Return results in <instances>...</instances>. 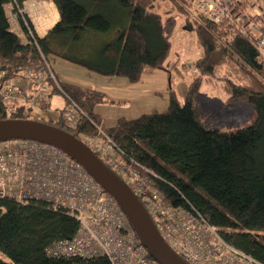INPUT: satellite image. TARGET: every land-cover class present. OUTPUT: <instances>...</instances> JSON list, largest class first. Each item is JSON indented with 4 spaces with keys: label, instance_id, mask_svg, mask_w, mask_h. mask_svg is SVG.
<instances>
[{
    "label": "trees",
    "instance_id": "1",
    "mask_svg": "<svg viewBox=\"0 0 264 264\" xmlns=\"http://www.w3.org/2000/svg\"><path fill=\"white\" fill-rule=\"evenodd\" d=\"M24 1L0 0V66L7 74L41 69L42 56L52 54L101 75L125 77L131 83L146 68L161 69L169 78L182 80L184 94L178 101L170 92L163 112L121 117L105 126L94 112L105 101L104 93L57 79L58 87L48 83L47 96L48 100L52 94L63 96L64 107L58 116H36L26 104L7 114L0 100V121L42 122L84 144L81 134L97 136L101 129L120 152V160L154 174V184L168 205L200 215L225 242L264 264V57L255 45L256 35L240 31L225 19L213 22L201 14L190 18L185 0H49L59 19L43 37H32L29 20L18 13ZM163 1L169 7L158 9ZM8 3L13 4L27 42L10 29L5 12ZM164 13L182 16L194 31L200 54L188 65L168 58L170 41L162 31ZM227 62L240 71L243 81L227 78L226 85L216 75L217 68ZM190 66L197 68V74L185 78L182 68ZM204 80L219 83L227 102L245 101L250 106L243 124L231 130L211 124L209 113L200 108L197 99ZM70 102L80 109L75 127L65 120ZM77 228L73 216L45 202L0 198V264H109L103 257L66 258L46 253L56 242L72 237ZM148 255L154 258L149 251Z\"/></svg>",
    "mask_w": 264,
    "mask_h": 264
},
{
    "label": "built area",
    "instance_id": "2",
    "mask_svg": "<svg viewBox=\"0 0 264 264\" xmlns=\"http://www.w3.org/2000/svg\"><path fill=\"white\" fill-rule=\"evenodd\" d=\"M190 18L201 14L219 22H233L240 31L256 35L255 45L264 57V3L261 0H185ZM262 27V28H261ZM29 34L33 32L28 28ZM43 67L22 69L16 76L0 66V100L7 114L21 104L46 107L48 83L58 87L48 60ZM185 78L197 74L194 66L183 67ZM25 80L28 91L19 82ZM80 109L70 102L65 108L68 126L75 127ZM80 135L85 145L134 195L139 196L164 242L192 264H262L225 242L204 218L183 207L168 205L149 170L120 160L109 137ZM0 198L16 202L42 201L54 210L73 216L76 233L46 249L52 257H103L109 264H161L147 248L118 202L73 159L53 144L32 138L0 140ZM81 264V263H73Z\"/></svg>",
    "mask_w": 264,
    "mask_h": 264
},
{
    "label": "crops",
    "instance_id": "3",
    "mask_svg": "<svg viewBox=\"0 0 264 264\" xmlns=\"http://www.w3.org/2000/svg\"><path fill=\"white\" fill-rule=\"evenodd\" d=\"M45 5L50 8L18 10L19 14L27 17L31 24L32 32L38 37H43L59 19L54 3L48 0ZM9 12L8 14L6 12V15L10 29L21 38L22 42H27V36L20 26L16 12L13 9H10ZM193 41L198 48L195 39ZM196 58L194 57L192 62ZM47 60L60 81L104 93L105 101L96 105L94 112L98 114L105 126L113 125L121 117L132 119L144 113L165 111L168 106L170 92L176 94L178 101L183 99L184 85H182V80L176 76L169 78L167 73L161 69L146 68L142 72L140 79L131 83L125 77L101 75L57 55L50 54L47 56ZM19 85L24 91L27 92L29 90L25 80H21ZM198 103L202 109L199 100ZM63 107V96L52 94L46 107L31 106L30 112L36 116L51 118L58 116L60 109ZM203 111L209 113L208 111Z\"/></svg>",
    "mask_w": 264,
    "mask_h": 264
},
{
    "label": "water",
    "instance_id": "4",
    "mask_svg": "<svg viewBox=\"0 0 264 264\" xmlns=\"http://www.w3.org/2000/svg\"><path fill=\"white\" fill-rule=\"evenodd\" d=\"M13 137L40 140L67 152L118 202L156 260L161 264H186L161 238L146 209L133 192L84 143L68 132L42 122L15 119L0 121V140Z\"/></svg>",
    "mask_w": 264,
    "mask_h": 264
},
{
    "label": "rangeland",
    "instance_id": "5",
    "mask_svg": "<svg viewBox=\"0 0 264 264\" xmlns=\"http://www.w3.org/2000/svg\"><path fill=\"white\" fill-rule=\"evenodd\" d=\"M48 0H26L19 9H49L45 5ZM168 1H163L158 9H167ZM52 8V7H51ZM7 14L13 9V4L5 5ZM162 31L170 41L168 53L169 59L177 58L180 63L188 65L194 57L200 54V48L194 45V31L184 21L182 16L164 13L162 16ZM216 75L226 79H232L235 83H240L245 77L231 63L227 62L220 65L216 70ZM223 87L203 81L198 93V100L203 110L208 111L211 124L222 130H231L240 126L249 117L250 106L245 101L227 102V94L222 90Z\"/></svg>",
    "mask_w": 264,
    "mask_h": 264
},
{
    "label": "clouds",
    "instance_id": "6",
    "mask_svg": "<svg viewBox=\"0 0 264 264\" xmlns=\"http://www.w3.org/2000/svg\"><path fill=\"white\" fill-rule=\"evenodd\" d=\"M34 34V33H33Z\"/></svg>",
    "mask_w": 264,
    "mask_h": 264
}]
</instances>
